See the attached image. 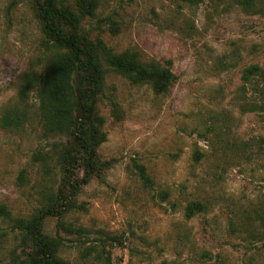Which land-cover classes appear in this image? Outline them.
<instances>
[{"label": "rangeland", "instance_id": "1", "mask_svg": "<svg viewBox=\"0 0 264 264\" xmlns=\"http://www.w3.org/2000/svg\"><path fill=\"white\" fill-rule=\"evenodd\" d=\"M259 1L246 11L238 0H101L86 29L175 79L157 94L107 71L98 154L109 167L81 187L67 230L57 217L43 227L70 264H264V108L242 80L247 67L264 68ZM42 36L34 0H0V264L28 253L10 217L29 218L61 186L55 157L34 159L59 142L42 136L35 92L25 126H2L24 76L44 72ZM193 202L205 210L188 218Z\"/></svg>", "mask_w": 264, "mask_h": 264}, {"label": "trees", "instance_id": "2", "mask_svg": "<svg viewBox=\"0 0 264 264\" xmlns=\"http://www.w3.org/2000/svg\"><path fill=\"white\" fill-rule=\"evenodd\" d=\"M246 11H253L255 0H238ZM101 0H34L37 18L42 26L41 44L45 50V69L41 75L24 76L18 98L5 110L2 126L6 129L24 127L31 115L28 104L35 92L37 118L44 139L58 138L51 152H39L35 161L46 165L51 154L55 157L61 186L48 194L41 209L29 218L13 221L28 253L21 264H70L61 255L63 243L59 236L45 234L43 227L48 217L59 218V230H67L66 214L77 208L76 196L81 187L93 179H104L109 163L103 162L98 149L106 141L104 118L98 115L99 102L105 95L108 70L121 75L134 85L149 84L157 94L168 92L175 77L169 67L156 61L142 62L137 53H115L105 41L86 29L96 16ZM264 3L260 0L258 4ZM263 7L260 6L259 9ZM245 84L254 82L264 108V68L252 65L244 69ZM145 188L153 181L146 167L134 163ZM48 171V169H46ZM82 172L79 179L78 172ZM167 196V193L164 192ZM200 202L190 203L186 216L203 212Z\"/></svg>", "mask_w": 264, "mask_h": 264}]
</instances>
